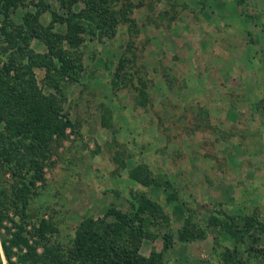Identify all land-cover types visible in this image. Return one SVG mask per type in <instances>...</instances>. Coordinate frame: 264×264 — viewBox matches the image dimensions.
<instances>
[{"label":"rangeland","instance_id":"374dc122","mask_svg":"<svg viewBox=\"0 0 264 264\" xmlns=\"http://www.w3.org/2000/svg\"><path fill=\"white\" fill-rule=\"evenodd\" d=\"M110 6L127 18L120 17L112 38L87 31L71 49L83 72L77 83L60 82L64 102L44 69H34L39 89L59 98L74 130L49 143L45 182L36 181L30 200L33 224L49 223L45 243L67 252L84 221L112 223L109 210L129 214V202L144 192L161 213L142 217V256L156 254L163 264H221L236 247L247 264H264V230L258 231L264 226V0H115ZM26 11L36 8H18L11 21L21 24ZM40 17L50 22L49 13ZM31 49L46 53L36 40ZM120 60L124 69L113 83ZM24 154L19 147L8 164L0 157L7 204L21 186L17 175L28 177L20 166ZM136 168L170 187L142 186L130 177ZM228 217L250 228L243 244L221 232ZM187 220L203 232L190 241L179 238ZM0 264H7L1 245Z\"/></svg>","mask_w":264,"mask_h":264},{"label":"trees","instance_id":"16d2710c","mask_svg":"<svg viewBox=\"0 0 264 264\" xmlns=\"http://www.w3.org/2000/svg\"><path fill=\"white\" fill-rule=\"evenodd\" d=\"M55 1L56 8L44 0H0L3 17L0 35L5 43L0 48V63L3 62L0 66V157L3 164H8L19 147H24L20 166H25L28 173V177L17 175L21 186L14 187L15 200L11 203H6L7 196L0 190V245L6 263L163 264L156 254L146 258L139 253L143 238L142 217L151 212L161 213L159 204L144 192L129 202V214L109 210L107 216L114 219L112 223L106 220L98 223L91 219L84 221L75 230L73 246L67 252L54 250L45 243L51 230L49 223L42 221L36 227L37 224L31 220L30 200L37 189L36 181L45 182L43 168L52 149L49 143L64 137L66 128L74 130L69 115L60 105V100L64 102V87L60 82L68 80L77 83L82 79L81 60L73 55L71 49L84 42L87 31L99 39L105 36L112 38L121 22L120 17L127 18V12L120 13L110 6L115 0ZM76 4L81 7L78 12L73 10ZM27 5L34 6L36 12H24L21 24L16 25L11 16L18 8ZM44 13L50 14L48 24L41 21L40 16ZM57 24L66 27V31H56ZM34 40L43 44L45 54L32 51ZM5 57H8L7 62H4ZM124 64L125 61H119L113 83L124 69ZM37 68L44 69L46 83L62 96L60 100L41 92L35 80L34 69ZM53 136H56L55 140ZM130 177L147 188L170 187L168 182L162 185L149 174L141 176L140 168L133 170ZM10 212L13 217L9 216ZM216 220L213 218L214 222ZM6 222L11 225L7 226ZM30 225L31 229H28ZM220 226L221 232L230 235L236 244H243L250 234V228L234 217H228ZM260 226L258 231H263L264 226ZM199 231L187 220L179 238L190 241L203 233ZM38 247L43 249L41 254ZM221 264H247V261L238 256L235 247L222 255Z\"/></svg>","mask_w":264,"mask_h":264}]
</instances>
